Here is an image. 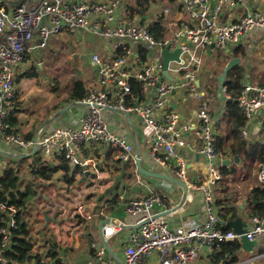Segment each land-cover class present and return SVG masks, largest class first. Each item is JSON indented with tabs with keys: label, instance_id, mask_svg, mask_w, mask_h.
<instances>
[{
	"label": "built area",
	"instance_id": "2783aa9c",
	"mask_svg": "<svg viewBox=\"0 0 264 264\" xmlns=\"http://www.w3.org/2000/svg\"><path fill=\"white\" fill-rule=\"evenodd\" d=\"M212 1L181 0V8L189 16L188 24H182L168 36L165 30L161 40L155 39L149 26L142 24L138 14L122 6L121 0H25L12 8L0 5V138L6 144L20 150H31L33 146V140L25 141L18 133L8 132L7 119L15 100L18 66L26 55L45 49L53 38L63 33L84 31L102 40H110L115 55H92L96 85L83 100L77 101L87 107V112L73 128H54L47 133L39 131L35 153L39 151V156L46 162L62 157L71 169H78L81 173L88 170L93 178L92 186L100 176L97 162L90 158L93 148L106 146L112 149L115 160L121 164L132 163L135 159L132 141L126 135L114 133L105 122L103 112L133 113L141 122L143 137L149 139L147 147L152 161L165 171V175L184 183L188 190L202 194L206 221L203 224L183 222L175 228H170L162 216L170 209L165 205V196H172L176 190V186L168 181L159 180L147 197L124 204L125 212L134 218V228L129 229L126 237L118 238L119 244H126L121 264H144L155 252L160 254V264H195L203 248L211 252L218 243L240 240V235H235L232 230L223 232L219 227L214 188L222 179L223 157L217 149L208 104L201 100L196 81L202 65L200 52L212 43L225 51L251 30L264 29V14L246 11L236 22L224 24L218 19L221 6L228 3L239 8L244 0H216V6ZM162 12L169 17L167 8ZM163 19L161 16V23ZM139 48L146 50V60L142 63L138 62L139 53L134 54ZM176 48L180 50L178 61H170L167 68L174 80L171 82L163 76L161 52L163 49L173 52ZM130 80L139 83L141 96V99H133L131 104L128 103ZM179 80L183 83L177 84ZM178 88L200 101L194 130L188 124H180V114L172 108V92ZM235 101L249 123L264 109V86L242 84ZM189 132H193L200 142L198 152L209 164V172L203 180L189 174L184 160L175 150L184 145ZM3 171L0 169V179ZM259 181H264V164L259 165ZM72 205L73 213L81 222L91 219L80 194ZM55 206L60 205L50 203V207ZM16 214L14 206L0 201V264H7L4 252L16 227ZM113 222L103 228L104 237L109 241L128 227L122 221ZM246 222L243 235L249 241L264 239V216H250ZM86 235L94 259L102 261L107 256L108 260L103 264H117L106 255L98 235ZM32 252L38 258L29 264H58L55 253L39 250L37 245ZM259 257L260 264H264V253Z\"/></svg>",
	"mask_w": 264,
	"mask_h": 264
},
{
	"label": "crops",
	"instance_id": "0c3cea01",
	"mask_svg": "<svg viewBox=\"0 0 264 264\" xmlns=\"http://www.w3.org/2000/svg\"><path fill=\"white\" fill-rule=\"evenodd\" d=\"M83 1L95 2L100 0ZM165 1L166 0L158 4H153L146 14L139 16L142 18V24L147 26L158 22V19L164 16L162 27L166 30V35L168 36L178 30L182 24H188L189 16L181 8L180 4L177 5V2L171 5L167 4ZM22 2H25V0H3L2 3L7 5V7H3L12 8ZM134 3V0H121L122 6L126 7L129 12L137 14L135 10H133V12L130 11L131 5H134ZM212 5H217L216 0L212 1ZM165 8L169 11V17L165 16L162 12ZM246 11H258L264 14V0H244L243 6L239 8L224 3L219 10L218 19L220 23L224 24L236 22ZM67 36H71V38L77 37V40H74L78 42L79 45L80 39L85 37L93 38L98 40L96 46L100 48L102 45V53L105 51L103 57H113L115 55L110 40H102L84 31H76L73 34L63 33L53 38L45 50L52 45L54 47L59 45L61 48L68 45L69 40L66 39ZM180 41L187 44L183 39H180ZM80 47L82 49L90 48L88 44L80 45ZM227 49L230 51L227 60L218 66L215 65V62H217L219 55L224 53V51L222 52L217 47L210 51V46H207L200 52L202 53V65L197 73L196 81L201 100L206 101L208 104L212 127L216 135V142L222 145L223 149L226 151V155H224L222 161L228 158H234L229 148L231 145L236 148L237 141L232 136V117L226 108V102L230 99V94L226 90L225 84L222 87V91L218 92V83L214 78L221 74L225 63L231 58H238L241 60V65L237 67L240 72L239 79L241 85L253 84L264 86V29L251 30L242 36L237 44L231 45ZM45 50L35 51L32 57L39 62ZM30 54L25 56L24 60L17 68V70L19 69L20 75H24L27 69L33 67V64H31L32 60L30 59L31 63L28 62ZM77 54L86 57V61H83L79 57L75 59L90 66L91 70L94 72L91 82L95 86L97 76L96 67L91 60L94 53L90 55L88 60L86 54L80 51ZM134 54H138V51L135 50ZM132 61L136 63V60L133 59ZM138 62L142 63L140 57ZM35 68L39 69L37 66L33 67V69ZM208 72L210 73L209 78H212L214 81L211 90H215L217 95L215 97L209 95L207 99L201 81L205 79ZM36 78L37 77H23V84L20 92L18 88H16L15 91L13 109L15 108L16 111L14 116L18 120V130L21 132L19 135L22 138L30 131H34L36 135L44 122L55 117L59 110L71 103L67 100L66 91L61 92V94L59 92L56 96L54 94V96H46L39 100H37V96H31L27 92L28 87L34 89L36 92L41 91V89L38 88V80ZM229 80L230 77L228 75L225 83ZM176 83L182 84L183 81L179 80ZM182 90L183 89L178 88L176 93L172 96V108L177 110L180 114V124H188L191 129L194 130L197 125L196 112L200 101L185 95ZM85 112H87L86 106L81 104L74 105L66 113L46 124L42 128L41 133L50 132L54 128H73L77 125L79 118ZM103 118L114 133L117 135H126L132 141L134 145V155L137 148L140 151L141 165L144 169L165 175V171L152 161L147 147L149 139L143 137L141 122L135 114H121L119 112L106 110L103 112ZM244 129L245 134L242 130L238 140L239 142H244L245 151L241 153L242 155L241 158L238 159V162L232 161L229 165L223 166L225 167V171L226 169H231L233 172L223 175L221 182L214 188V199L220 200L221 203V206L215 207L216 213H218L219 209L227 208L229 210L228 214L235 213L236 217H241L244 221V227H246L247 218L251 216L252 210V204H250V202L253 204L256 203L252 191L255 188L264 190V181H259L260 164L251 156L248 157L247 152L248 149L261 144L263 141L264 109L258 112L249 123L246 122ZM199 148L200 142L196 139L193 132H189L185 136L184 145L182 147H176L175 150L184 160L189 174L191 176L197 175L200 177V180H203L209 172V164L206 158L199 154ZM0 151L12 152L14 154H28L31 150H29V152H27V150H17L15 146L6 144L0 138ZM114 153L115 151L106 146H97L90 151V158L97 162L100 171L99 179H97L92 186L90 183L93 178L88 175L90 183L83 182V173H77L74 180L71 183L68 182L67 177L70 171H66L61 167L62 162L60 158L47 161L57 170L53 173L50 180L38 183L39 185L36 186L38 195L31 203L33 208L28 211V222L42 221L43 224L41 225V229L47 228L50 230L51 234H54V232L58 234L56 238L47 239L44 237L42 242H35L34 245H37L39 250L55 253L61 264H103L108 260L107 256L103 257L102 261L93 258V251L89 248V241L86 235V233H89L97 236L98 224L104 217H110V219H113L115 222L122 221L128 226L121 234L109 241V246H111L114 252L115 247L120 250L119 254L116 253L119 261H124L123 250L126 244H123V242L119 244L118 238L122 236L126 237L129 229L134 228L132 225L134 218L125 212L124 204L130 200L147 197L149 191L154 188V185H156L159 180L139 177L135 166V159L132 163L121 164L115 160ZM236 169L238 171L242 170V174H237L236 172L238 171H236ZM174 191L172 196H165V198H167L165 205L170 209L178 205L182 195V190L179 187L176 186V190ZM188 191V200L185 202L182 209L180 208L172 212L169 211L163 216L170 228L178 227L183 222L203 224L206 221V212L201 192ZM89 192L92 193L87 196ZM79 194L81 195V201L86 213L91 215V219L87 222H81L73 213L72 202ZM51 202L57 203L60 206L52 208L50 207ZM43 212L48 217V221L43 217ZM52 226H55V229H52ZM35 227L36 225L33 226V230ZM111 241L113 242L112 245ZM263 253L264 239L258 240L252 253L245 252L240 246V249L236 252L237 262L235 264H260L261 258L259 255ZM211 254L212 251L210 252L207 248H203L195 264H213ZM144 264H160V254L156 252L153 253Z\"/></svg>",
	"mask_w": 264,
	"mask_h": 264
},
{
	"label": "trees",
	"instance_id": "16d2710c",
	"mask_svg": "<svg viewBox=\"0 0 264 264\" xmlns=\"http://www.w3.org/2000/svg\"><path fill=\"white\" fill-rule=\"evenodd\" d=\"M134 5H131V10L136 11L138 15L146 14L149 8L153 4H158L164 2V0H134ZM167 4H175L176 0H166ZM1 6H6V4H0ZM161 19V17H160ZM158 19V22L149 26V30L153 33L155 39L161 40L164 38L165 29L162 27V23ZM140 61L144 62L146 60V50L143 48H139L138 50ZM239 69L235 68L232 73L229 74L230 80L225 83L226 90L230 94V99L226 102V108L228 112L231 114V132L233 138L237 141L236 148L231 145L229 148L230 152L234 155L233 157L241 158V153L244 150V142H239V135L242 133L241 131L246 126V121L243 118L241 111L238 108V105L235 101L236 95L240 92L242 85L239 79ZM23 77L25 78H35L37 77L36 72L34 69L32 71H27ZM131 86V94L130 98L128 99V103H132L133 99L138 100L141 99L140 96V86L139 83L130 80ZM88 87L84 85L82 81H76L73 85L67 88V100L69 102H77L83 100L88 92ZM9 117L7 119V123L9 126L8 132L18 133L21 132L18 130V120L14 116L16 109L13 107L11 108ZM35 132L30 131L26 133L23 138L25 141H32L34 138ZM263 141L261 144H258L250 149L247 150L248 157L251 156L252 158L256 159L259 164H264V137L262 138ZM217 149L221 152L222 157H224L225 150L223 149L222 145L216 142ZM35 159L34 164L29 167V175L31 180H33L35 185L32 187L31 182L26 184L23 189H21V182L18 176V171L13 170L11 167H7L3 171V177L0 179V183L2 185V189L0 190V201L7 202V204L14 206L17 209V214L15 217L16 220V227L12 230V236L9 241V245L7 251L4 252V258L7 261V264H29L35 261L38 256L32 252L34 247L33 236L29 232V222H28V209L34 199L37 197L38 192L36 190V186L39 185L38 183L45 182L51 179L54 172H56V168L52 167L46 161H43V158L39 156V158L35 155L33 156ZM62 164L61 167L66 170L70 171L69 176L67 177L68 182H72L75 178L77 173H81L78 169L72 170L67 162L59 157ZM233 171L231 169H226L225 167H221L222 177L226 174H231ZM222 180V179H221ZM220 180V182H221ZM219 184V183H218ZM252 195L254 197V201L256 203L250 202L252 204L251 216H264V190L255 188L252 191ZM214 206L217 208L221 206L220 200H216L214 202ZM229 210L219 209L217 216L219 220V227L223 232L229 231L230 228L226 225L227 222L237 219L235 213L228 214ZM235 218V219H234ZM240 242L239 241H226L218 243L213 247L211 259L213 264H235L236 260V252L240 249ZM58 264L59 263L58 261Z\"/></svg>",
	"mask_w": 264,
	"mask_h": 264
},
{
	"label": "rangeland",
	"instance_id": "374dc122",
	"mask_svg": "<svg viewBox=\"0 0 264 264\" xmlns=\"http://www.w3.org/2000/svg\"><path fill=\"white\" fill-rule=\"evenodd\" d=\"M71 38V36H69ZM66 37L67 40H69L68 45L63 46L62 48L59 45H56V47L49 46L45 51L43 57L37 62V60L32 57L34 52H32L29 56V63L33 64V67H39V69L35 68L34 72H37V84L38 88L41 89V91L36 92L34 89H31L30 87L27 88V92L31 96H37V100L42 99L46 96H55L58 95L60 92H64L69 88L71 85H73L76 81H82L84 85L88 86L89 89H93V84L91 80L93 79L94 72L91 70L90 66L87 64H84L83 62L79 61L78 59H73L72 55L74 53H78L79 51L81 53L86 54L87 60L90 58L91 54H97L99 56H104V53H102V45L100 48L96 46L98 43V40H95L93 38L85 37L80 39V45H89L90 48L88 49H82L76 38H69ZM75 39V40H74ZM96 47V49H95ZM223 52V51H222ZM86 58V57H85ZM31 59V60H30ZM33 67L30 69H27V71H32ZM173 75H176L174 72H172ZM209 72L205 76V79L201 81L202 85L204 86V91L206 92V98H209V95H213L214 97L217 95L215 90H211V86L214 83L212 78H209ZM88 81V84H87ZM90 82V84H89ZM23 84V75H20L19 69L15 72V86L18 88V91L20 92L21 86ZM30 86V85H29ZM92 87V88H90ZM183 92V91H182ZM53 93V94H52ZM184 93V92H183ZM186 95V94H185ZM28 98V96H27ZM31 100V99H28ZM29 152V150H27ZM12 153V152H9ZM14 154V153H12ZM21 154L17 153L16 155ZM27 154V153H23ZM29 154V153H28ZM39 151L36 152V156L39 158ZM43 161H45L43 159ZM35 159L33 157L29 158H23V159H17L12 157H2L0 156V169H6L7 167H11L13 170L18 171V176L20 178L21 182V189L24 188V186L31 182L32 187L35 185L36 182L31 180V177L29 175V167L34 164ZM236 171H238L236 169ZM242 171V170H241ZM241 171L236 172L237 174L241 173ZM245 171V169H244ZM240 182V181H238ZM239 184V183H238ZM33 208L32 205L29 206L30 210ZM42 221H32L29 223V232L33 236V242H42V240L45 238H56L57 233L54 232V234L50 233V230L41 229ZM36 225V227L33 230V226ZM56 226V225H55ZM55 226H52V229H55ZM51 228V226H50ZM119 241V239H118ZM113 242L111 241V245ZM115 253H120V250L115 247Z\"/></svg>",
	"mask_w": 264,
	"mask_h": 264
},
{
	"label": "water",
	"instance_id": "95a60500",
	"mask_svg": "<svg viewBox=\"0 0 264 264\" xmlns=\"http://www.w3.org/2000/svg\"><path fill=\"white\" fill-rule=\"evenodd\" d=\"M2 2H3V0H0V4ZM176 2H177V5H179L181 3V0H176ZM214 48H215V43H212L210 45V51L213 50ZM179 54H180V50L178 48H176L173 52H169L168 49H163L162 52H161L162 60H163V63H162L163 64V76L166 79H168L169 81H171V82H173V78L167 72L168 64H169L170 61H178ZM229 54H230L229 49H226L224 51V53H221V55H219V57H218L219 59L217 60V62H215V65L218 66L219 64H221L224 61H226ZM77 57H79L83 61H86V58H85L84 55H78V54H74L73 55V59H75ZM240 65H241V60L238 59V58H231L227 63H225L221 74L214 78L216 80V82L218 83V92L222 91V87L225 84L227 76L230 73H232L234 71V69L237 68ZM175 93H176V91L173 90L172 94L174 95ZM79 104L80 103H77V102L69 103L66 107H64L61 110H59L55 117H53L52 119L48 120L47 122H44L42 124V126L40 127L39 131H41L42 128L46 124H48L52 120L56 119L57 117H60L62 114L66 113L72 106L79 105ZM81 105H84V104H81ZM39 131L34 136L33 146L31 148V151H30L29 154H18V155H16V154L9 153L7 151H0V156H2V157H12V158H17V159L33 157L35 155V151H36V143L38 141ZM16 149L20 150V148H18V147H16ZM232 161L238 162L239 160H238L237 157H234L233 159L232 158L225 159V160L222 161V166H227ZM135 166H136V170H137L138 176L141 177V178H144V179L154 178V179H157V180H164V181H168V182L172 183L173 185L179 187L182 190V195H181V198H180V202L178 203V205L176 207L169 209L166 213H168L169 211L170 212L176 211L177 209H180V208L182 209V207L184 206V204H185V202H186V200L188 199V196H189L188 195L189 191H188V189H187V187H186V185L184 183L176 180L175 178L169 177L167 175L150 172V171L144 169L142 167V165H141L140 151L137 148L135 150ZM88 175H89V171L88 170H84L83 179H82L83 182L90 183V181L88 180ZM91 193L92 192H89L87 194V196L90 195ZM94 193H96V192H94ZM166 213L162 214V216H164ZM43 217L45 218L46 221H48V217L46 216V214L44 212H43ZM108 224H114L113 220L110 219V218H102L101 219V221L98 224V228H97L98 239H99L100 244L105 249L106 255L110 256L114 261H116L117 264H121L117 254L109 246V240L105 239V237H104L103 228L106 225H108ZM226 225L232 230V232L235 235H240L239 242H240L242 250H244L245 252H248V253H252L254 247L258 243V240L249 241L246 238V236L243 235V233L245 232L243 219L241 217H238L235 220L227 222Z\"/></svg>",
	"mask_w": 264,
	"mask_h": 264
}]
</instances>
